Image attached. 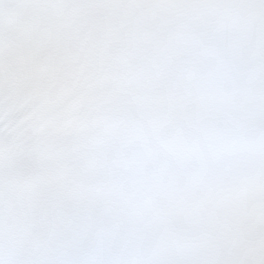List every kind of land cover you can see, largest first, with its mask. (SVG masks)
<instances>
[{
    "label": "snow or ice",
    "instance_id": "6c2138e0",
    "mask_svg": "<svg viewBox=\"0 0 264 264\" xmlns=\"http://www.w3.org/2000/svg\"><path fill=\"white\" fill-rule=\"evenodd\" d=\"M28 3L82 75L43 125L0 16V264H264V0Z\"/></svg>",
    "mask_w": 264,
    "mask_h": 264
}]
</instances>
